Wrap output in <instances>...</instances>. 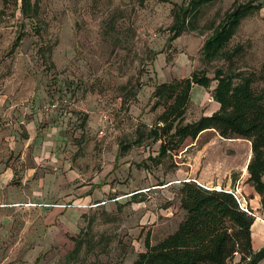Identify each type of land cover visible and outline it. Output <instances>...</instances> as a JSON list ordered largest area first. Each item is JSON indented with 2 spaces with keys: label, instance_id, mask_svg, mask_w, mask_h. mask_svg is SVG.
I'll return each instance as SVG.
<instances>
[{
  "label": "rangeland",
  "instance_id": "obj_1",
  "mask_svg": "<svg viewBox=\"0 0 264 264\" xmlns=\"http://www.w3.org/2000/svg\"><path fill=\"white\" fill-rule=\"evenodd\" d=\"M32 1L29 21L20 0H0V169L12 170L0 176V264H134L146 238L184 219L182 182L228 189L247 173V140L209 131L158 159L148 133L165 109L155 88L193 72L252 75L264 92V0L204 5L197 29L172 42L174 7L190 0ZM250 1L261 10L206 62L205 41ZM197 86L183 126L211 111L216 82Z\"/></svg>",
  "mask_w": 264,
  "mask_h": 264
},
{
  "label": "trees",
  "instance_id": "obj_2",
  "mask_svg": "<svg viewBox=\"0 0 264 264\" xmlns=\"http://www.w3.org/2000/svg\"><path fill=\"white\" fill-rule=\"evenodd\" d=\"M216 1L190 0L187 4L186 1L176 4L170 41L186 31L196 30L201 8ZM261 8L254 1L236 4L205 41L203 59L217 60L242 21ZM19 9L24 19L38 18L39 7L32 0H20ZM21 40L22 36L18 37L15 44L18 46ZM213 80L216 86L212 98L219 104V110L183 126L181 121L191 101L193 84L208 89ZM152 95L157 99L155 107L165 108L148 133L154 141H161L158 159L178 153L188 140L192 144L209 131L224 139L247 140L253 152L248 166L249 181L262 197L264 208V92L253 89L252 75L218 69L211 79L207 73L193 72L191 78L158 85ZM180 206L185 217L178 229L155 245L146 238V249L134 264H230L236 255L241 257L238 264H259L264 260V248L254 252L252 247L251 229L255 222L252 210H245L233 193L207 189L195 181L182 182Z\"/></svg>",
  "mask_w": 264,
  "mask_h": 264
},
{
  "label": "crops",
  "instance_id": "obj_3",
  "mask_svg": "<svg viewBox=\"0 0 264 264\" xmlns=\"http://www.w3.org/2000/svg\"><path fill=\"white\" fill-rule=\"evenodd\" d=\"M198 87V86H197ZM193 91L195 88L192 89ZM201 90H203V87H200V90L198 91L201 93ZM219 104L215 102L214 100L211 102L210 105V110L208 113L205 115H212L213 113L217 112L219 110ZM204 134V133H203ZM251 145V143H250ZM251 154L249 156V160L252 158V148H251ZM248 164L249 161L246 164V170L247 173L241 177L240 183L236 186L235 188H231L228 186V189H224L227 192H233L237 191L241 197V206L247 210H252V215L255 217V222L252 226V247L254 252H259L264 248V208L262 205V197L257 193L255 187L248 182L250 178V174L248 172ZM12 170L8 168L6 171L5 169H0V176L1 179L4 177L9 178L10 175H12ZM263 182H264V177H263ZM202 186L205 187V185L201 184ZM217 190H222L221 187L217 186L215 187ZM241 257L240 255H236L234 258V263L233 264H238L240 261ZM259 264H264V260H262Z\"/></svg>",
  "mask_w": 264,
  "mask_h": 264
},
{
  "label": "built area",
  "instance_id": "obj_4",
  "mask_svg": "<svg viewBox=\"0 0 264 264\" xmlns=\"http://www.w3.org/2000/svg\"><path fill=\"white\" fill-rule=\"evenodd\" d=\"M234 194V196L237 198V200L240 202V200H239V198L237 197V195L235 194V193H233ZM56 207H58V208H66L68 205L67 204H65V205H55Z\"/></svg>",
  "mask_w": 264,
  "mask_h": 264
},
{
  "label": "water",
  "instance_id": "obj_5",
  "mask_svg": "<svg viewBox=\"0 0 264 264\" xmlns=\"http://www.w3.org/2000/svg\"><path fill=\"white\" fill-rule=\"evenodd\" d=\"M208 189V188H207Z\"/></svg>",
  "mask_w": 264,
  "mask_h": 264
}]
</instances>
